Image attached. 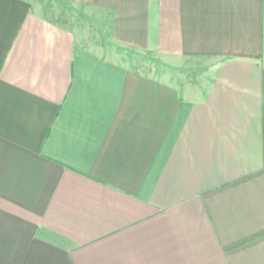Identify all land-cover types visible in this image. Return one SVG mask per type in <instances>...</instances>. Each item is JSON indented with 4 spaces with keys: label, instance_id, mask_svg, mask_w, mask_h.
<instances>
[{
    "label": "crops",
    "instance_id": "1",
    "mask_svg": "<svg viewBox=\"0 0 264 264\" xmlns=\"http://www.w3.org/2000/svg\"><path fill=\"white\" fill-rule=\"evenodd\" d=\"M69 2L0 0V264H264V0Z\"/></svg>",
    "mask_w": 264,
    "mask_h": 264
},
{
    "label": "rangeland",
    "instance_id": "2",
    "mask_svg": "<svg viewBox=\"0 0 264 264\" xmlns=\"http://www.w3.org/2000/svg\"><path fill=\"white\" fill-rule=\"evenodd\" d=\"M30 2L38 3L45 6V13L48 14L54 21H62L66 26L72 25L74 28L83 30L89 22L85 16V12L81 8H76L70 5L69 0H29ZM99 45L102 48L108 47L111 54H119L122 60L141 73L168 81V78L182 80L186 84H191L196 87L197 83L203 85L202 78L200 79L195 73L196 62L191 60H181L178 57L169 58L168 56L155 55L149 53H137L125 49H120L112 42L94 41L91 42ZM107 44H109L107 46Z\"/></svg>",
    "mask_w": 264,
    "mask_h": 264
}]
</instances>
